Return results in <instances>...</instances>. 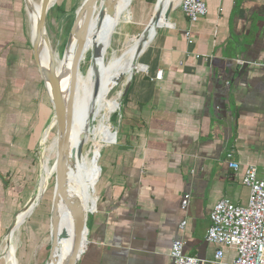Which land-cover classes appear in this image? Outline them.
<instances>
[{
    "label": "crops",
    "instance_id": "0c3cea01",
    "mask_svg": "<svg viewBox=\"0 0 264 264\" xmlns=\"http://www.w3.org/2000/svg\"><path fill=\"white\" fill-rule=\"evenodd\" d=\"M180 2L166 0L168 25L154 27L137 54L129 80L146 71L133 76L119 132L100 155L77 264H172L178 240L185 255L206 264L218 250L225 263L236 258L234 248L205 236L216 203L246 205V168L264 180V0H205L207 15L194 24ZM46 93L26 2L0 0V243L26 193L19 180L35 169L38 130L50 114ZM228 153L239 170L228 167Z\"/></svg>",
    "mask_w": 264,
    "mask_h": 264
},
{
    "label": "bare ground",
    "instance_id": "6f19581e",
    "mask_svg": "<svg viewBox=\"0 0 264 264\" xmlns=\"http://www.w3.org/2000/svg\"><path fill=\"white\" fill-rule=\"evenodd\" d=\"M27 1L30 6V10L28 11V18L30 23L31 39L33 41L40 39L42 66L44 70L48 71L49 64L52 61L50 41L48 38V34V44L45 42L43 36L38 37L37 30L41 13V1L40 3H35L34 0ZM56 1L57 0H50V7H53ZM164 3L166 4V0H159V3L154 9L153 16L156 14V12L163 10ZM117 4L115 9L105 16V19L100 26L98 25V20L89 21L86 19V16L84 17V29L77 38H74L73 45L61 73H59L55 69V78L61 85V94L63 101L65 102L68 96V70L71 65L75 43L83 40V42H85V49L91 41H93L92 43H94L95 48H97L101 43V49L99 48L100 51H98V56L95 59V63L91 69V72L88 74L85 82L80 83V85L82 86H77L74 101V119L70 136L69 161H67L66 166V197L64 199H61L57 206V237L56 241L54 242L52 258L45 261V264H67L72 255L76 226L72 208H81L84 214H86L94 211L96 207V194L92 190L94 168L97 166V160L100 155V148L111 143V140L115 136L114 131H112L110 128L109 118L116 111V102L118 101V98L122 93V89L129 81L132 70H135L137 68L135 64L137 54L142 52L146 48L155 33V29H151L148 34L149 41L146 42H144L142 38L141 40L139 39L138 41H135L133 44H130L128 41L124 52L121 55H117L115 51L112 50V43H110L112 38V29L115 25L114 17ZM130 4L131 0H125L121 9V19L126 26L132 21L131 14L129 12ZM164 21L165 20L163 19V17H161V20L158 24L159 28L168 25V23ZM103 59L104 64L101 68L100 64L102 63ZM142 70L139 69L136 71L139 72ZM126 72H128V76L124 79L125 81L123 84L121 83L120 85H118L119 88L115 92L114 99L112 101L106 99L107 93L115 85L120 74H124ZM47 85V95L50 104H52V89L49 82H47ZM54 127L57 126L54 125ZM43 141L47 145L45 150L54 151L57 148V136L50 137L49 133L45 132ZM88 142H95L97 144L96 149L94 148L95 150L91 159L88 158L90 152H82L80 156L77 153L78 146L80 144L85 145ZM45 169L48 171V173L50 172V169L48 170L47 168L42 167L41 175L43 174V176ZM39 190L40 188L38 187V191ZM23 222L24 221L21 220L17 224L14 233L7 239V248L5 251L6 264H16L15 254L17 251L18 243V230L22 226ZM49 241L50 245H52L53 230L51 226V220Z\"/></svg>",
    "mask_w": 264,
    "mask_h": 264
},
{
    "label": "rangeland",
    "instance_id": "374dc122",
    "mask_svg": "<svg viewBox=\"0 0 264 264\" xmlns=\"http://www.w3.org/2000/svg\"><path fill=\"white\" fill-rule=\"evenodd\" d=\"M40 1L41 0H34L35 3H40ZM83 1L84 0H57L55 5L51 7L47 14L46 29L51 46L52 60L55 63L56 70L59 73H61L69 55V52L71 50V47L73 45L74 38L72 40L70 50L67 53L66 59L63 60L62 56L65 51V46L68 41L70 30L74 23L76 13L81 7ZM124 1L125 0H118L114 17L115 25L112 29V38L110 42L112 43V50L115 51L117 55H121L124 52L128 41L130 44H133L135 41L139 40L140 35L143 33L145 27L148 25L149 20L154 14V6L157 0H131L129 12L130 14L132 12L133 18L131 16L132 21L127 26L121 19V9L123 7ZM98 10L99 8L97 7L89 11V13L86 15V19L89 21L97 20ZM79 29L80 30H78L76 38L79 34L82 33L84 29L83 20L80 23ZM92 42L93 41H91L86 47L85 53L82 57V62L80 63V70L78 71L77 86H82L80 85V83L85 82L88 74L91 72V69L96 59L92 58L93 50L97 49L98 51H100L101 49V43L97 48H95V45ZM103 64L104 59L100 64L101 68L103 67ZM136 64H140V58H138ZM136 73L137 71H135L133 75H135ZM122 74L123 73L120 74L115 85L107 93L106 99L111 101L114 99L115 92L119 88L118 85L124 83V79L128 76V72L124 73L123 75ZM124 89L125 87L122 89V92L124 91ZM121 95L118 98V101L116 102L117 108L115 113L112 114L109 118L110 128L115 133V136L113 137L111 142L114 141L116 137V132H119L120 128V125L118 123L120 122L121 112H123V99L121 98ZM48 101L49 98L46 93L44 98V108H49L50 114L47 117L46 115H44V120H42L43 124L41 126V129L38 130V132L40 131L38 134V144L36 146V150L33 153L35 164L34 172L31 177L25 176L19 180L18 187L20 189L25 188L26 190L24 192L26 193L24 194L23 199L20 202L19 209L17 211L19 213H17L16 225L14 229L12 230V232L9 233L6 238L5 236H3V239L0 243V264H6L5 251L7 248V239L10 235L14 233L17 224L21 220L24 222L18 230V243L17 251L15 254L16 264H45V261L49 259L51 251V245L49 241L50 216L56 185L55 161L57 155V148L54 151L45 150L47 145L44 143L43 139L45 132H48L50 137L57 136V127H54L53 125V106ZM96 146L97 144L95 142H88L83 145L82 152H90L88 158L91 159L93 157V152L96 149ZM105 147L106 145L100 148V155ZM100 155L97 160V166L94 168L92 190L95 194L96 186L100 177L97 175V173L101 172L99 169ZM42 167L47 168L48 170L50 169V172L48 173V171L45 169L44 176L43 174L41 175ZM24 174L25 172L23 173V175ZM38 187L40 188L39 191ZM44 189L45 192L43 193L39 201H36L35 204L29 209L28 207L26 209H23L31 198L35 197L38 193H42ZM20 195H23V193H19V196Z\"/></svg>",
    "mask_w": 264,
    "mask_h": 264
},
{
    "label": "water",
    "instance_id": "95a60500",
    "mask_svg": "<svg viewBox=\"0 0 264 264\" xmlns=\"http://www.w3.org/2000/svg\"><path fill=\"white\" fill-rule=\"evenodd\" d=\"M27 5V11L30 10V6L27 0H25ZM117 0H84L81 7L76 13L74 23L69 33L68 41L65 46V51L62 56L63 60L66 59L67 53L70 50L71 43L73 38L76 37L80 23L84 19V17L91 11L92 9L99 8L97 14L98 25L100 26L107 14L113 11L116 7ZM171 7L169 6L164 12L160 10L156 12L153 16L149 24L144 29L141 38L144 42L147 41L149 38V32L151 29L159 28L158 24L161 20V16L163 19L167 21L169 13L171 11ZM50 7V0H41V13L38 22V37L43 36L45 42L48 44L47 32H46V19L47 14ZM74 51L72 55L71 65L69 67V82H68V96L67 100L64 102L61 94V85L55 78V69L56 66L53 60L49 64V70H44L41 62V42L40 39L36 41L32 40V50H33V58L35 64L38 68L40 76L44 82L46 91L48 90L47 82L50 83L51 86V103L53 106V114H54V123L53 125L57 126V155L55 161V181H56V190L52 202V209H51V226L53 230V241L51 245V251L49 255V259L52 258L53 250H54V242L56 241V231H57V206L61 199L66 197V185H67V173H66V166L67 161H69V148H70V136L73 126V119H74V101L75 95L77 90V80L78 75L77 72L79 70L80 63L82 62V56L85 49V42L83 40L78 41L74 45ZM98 56V50L95 49L92 52V58H96ZM134 74V73H133ZM134 76V75H133ZM127 82L124 91L122 92L121 98L123 99L129 90L131 80ZM121 105V103H120ZM83 144H80L77 149V153L80 156L82 153ZM38 193L35 197L31 198L23 209H28L32 207L36 201H39L42 197L43 193ZM21 211V210H20ZM72 212L75 217V236H74V244L72 255L68 260L67 264H77L81 254L83 253L85 246H86V235H87V219L89 213L84 214L81 208L73 207ZM19 213V212H18ZM16 217L11 221L6 233L5 238L9 235L10 232L14 229L16 225ZM86 232V234H85ZM48 259V260H49Z\"/></svg>",
    "mask_w": 264,
    "mask_h": 264
},
{
    "label": "built area",
    "instance_id": "2783aa9c",
    "mask_svg": "<svg viewBox=\"0 0 264 264\" xmlns=\"http://www.w3.org/2000/svg\"><path fill=\"white\" fill-rule=\"evenodd\" d=\"M180 9L191 24L197 23L208 12L205 0H181ZM184 34L187 44L192 45L191 33L186 31ZM202 59L206 61V58ZM226 159L230 169L239 170V165L231 160V153L227 154ZM242 183L249 190L246 205H234L225 199L216 203L209 215L210 225L205 236L206 243L210 245L234 248L236 258L225 263L222 260L223 252L218 250L212 264H264V180L258 178L255 167L249 166ZM189 201L190 196L185 195L181 210L188 208ZM185 224H181V229ZM170 259L172 264H206L196 257L185 255L181 240L172 244Z\"/></svg>",
    "mask_w": 264,
    "mask_h": 264
},
{
    "label": "trees",
    "instance_id": "16d2710c",
    "mask_svg": "<svg viewBox=\"0 0 264 264\" xmlns=\"http://www.w3.org/2000/svg\"><path fill=\"white\" fill-rule=\"evenodd\" d=\"M126 97H127V95L123 98V101L125 100Z\"/></svg>",
    "mask_w": 264,
    "mask_h": 264
}]
</instances>
